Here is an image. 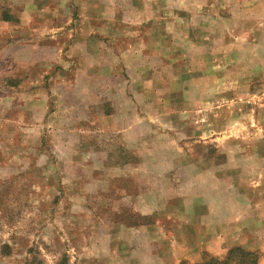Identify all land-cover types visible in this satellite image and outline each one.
Returning <instances> with one entry per match:
<instances>
[{
    "label": "rangeland",
    "instance_id": "1",
    "mask_svg": "<svg viewBox=\"0 0 264 264\" xmlns=\"http://www.w3.org/2000/svg\"><path fill=\"white\" fill-rule=\"evenodd\" d=\"M93 7L115 16L92 43L94 52L108 50L99 64L84 57L99 72L91 87L108 94L90 97L85 112L90 121L115 122L116 129L104 133L113 136L108 143L95 146L107 152L70 160L81 146H66L63 134L81 118L79 110L67 111V101L87 94L89 82L67 92L77 70L59 62L72 55L61 45L83 57L86 42L71 39L85 20L81 10ZM24 8L37 13V25L52 26L30 33L13 26ZM5 18L0 264H87L88 230L76 232L81 222L71 224L75 207L67 203L76 201V191H63L78 184L99 191L80 194L89 208L102 200L146 199L158 207L148 208L149 215L122 209L128 224L162 219L220 250L202 249L198 261L180 264L224 260L237 247L242 251L233 262L264 264V0H0V21ZM86 126L81 133L93 139V125Z\"/></svg>",
    "mask_w": 264,
    "mask_h": 264
},
{
    "label": "crops",
    "instance_id": "2",
    "mask_svg": "<svg viewBox=\"0 0 264 264\" xmlns=\"http://www.w3.org/2000/svg\"><path fill=\"white\" fill-rule=\"evenodd\" d=\"M41 11L42 10H40L38 13H40ZM108 12L111 15L108 16L107 14H102L97 9H94V7L92 9L84 8L81 10L82 14H80L79 16L82 17L83 15L85 17V20L82 21L83 24H81L80 21V23L78 24L80 25V28L76 34V37L71 39V41L78 43L86 42L85 45L81 46V49L85 47L83 57L79 56L80 53L78 56L75 55V47H72L69 44L61 45V47L65 50L72 51V55H70V52H67V57H61L62 59H60L59 62L64 64L67 63L68 65L72 66L74 65V68L77 70L74 79L75 83L71 86H67V92H73L74 86L76 87L78 84L77 82L81 80L89 82V88L86 92L87 94H81L82 96L79 100L77 99L78 101H76L75 99L72 101H67L69 109L67 111L71 113L77 112L79 110V117L81 118H75V121H71V123H69L65 128L67 129V132L63 134V144H65L66 146H74L75 144L81 146L77 147L76 152L72 154L73 156H71L70 160L76 159V156L79 154L86 156L92 154H101L100 150H102L103 152H107L101 149L100 146L98 148H96L95 146L100 143L101 145L104 143H108L109 141L107 139H111L113 138V136L103 137L104 133L107 132L108 134L113 135L112 133H114V130L116 129L115 122L109 120L103 122V119H101V122L96 123L95 120L90 121L89 114H86L85 112L88 111V108L93 105L92 99H89L90 97H94L97 100L98 97L108 96L106 92L102 91L100 86H97L98 88L91 87V82H96V80H98L97 75L99 74V72H97L98 69L96 65L89 64L86 59L95 58L96 64L98 65L99 63H97V61L99 60V58H101V55L108 51L103 50L102 53L101 51L94 52L92 44H95V42H99L98 34H100L101 31H104L101 30L103 27H107L106 24L104 25V23L107 22L106 19L115 16L113 10L109 9ZM36 14V12H28L26 8L19 10L18 16H15L17 18V21H14L15 23L13 26H17V28H24L28 33L32 31H40V29L44 27H47V29H49V26H52V24H47L46 21H44L45 25H37L38 22L34 19L36 17ZM0 23H4L5 25H7L6 23H8L9 25V20H7L6 18L1 19ZM85 25L86 28L84 27ZM12 41L11 46L14 47L17 43H19L18 41H20V38H14ZM90 43L92 45H90ZM26 47L28 49L40 48V46L31 44L26 45ZM87 51H91V56H84ZM71 56L76 57L72 58ZM78 65H81L83 67L78 68ZM75 93H77L76 88ZM76 105L78 106L75 107ZM101 112H103V110ZM111 114L112 116H114L116 114V111H112ZM68 122L69 121H67V123ZM88 124L93 125V139H86V136L83 134L84 132L81 133V131H85V129L89 128L86 126ZM118 127L120 130L127 129L126 126ZM72 130L76 131L74 132ZM93 141L97 144L94 145ZM86 142L90 146L91 144L93 146L88 147L89 145L86 144L87 147H84ZM110 155L111 154H109V156ZM97 158L99 159V157ZM105 159H107V156L105 157ZM70 189H75L76 191V201L73 203H70V201L67 202L75 207L73 209L75 210L76 222L75 224H71L77 225L78 221L81 222L76 226L77 233L78 229L83 230L85 228L88 230L83 245L86 249H88V251H85V253H88L85 254L88 257L86 260L87 264H180L185 259L189 261H198V259L201 258L202 249L213 250L214 248L216 251H220L218 248L213 247L210 241H206L203 239L198 241L197 239L192 240L190 238L191 236L188 227L187 231L185 232L183 229H179L174 225L168 226V224L162 219H156L154 222L151 221L148 223L140 222L138 224H128L125 217L123 215H120L123 213L121 212L122 209L127 210L128 207L133 206V208L142 215H149V212L147 211L148 208H150L153 213V211L158 207L157 204L155 206H149V203L146 202V199L144 198V200H139L135 203H125L124 201H122V199L119 201H96V203L94 204V208H98L99 210L95 212L94 208H92L93 206L90 208L89 206H86L84 201H82L83 199L80 194L84 192H99L98 190L95 189L94 191V189L87 188V186L78 184L77 186L75 185L74 187L71 186L70 188H66V190L64 189L63 191L66 195L71 194L72 196L73 192ZM72 199L73 198H71V201ZM65 200H67V198ZM84 209L93 210V214L91 213V215L93 216L85 218V212H83ZM105 210L107 211V213L112 210L114 212V215H112V217L110 218H104L102 216V213L100 214L99 212H105ZM97 212L99 214L98 217L96 215ZM174 221L175 220L173 219V223ZM88 222L89 224H87ZM77 233H75L76 240L78 237ZM222 239L223 237H221L220 241ZM224 242L225 246H227L228 241L226 238Z\"/></svg>",
    "mask_w": 264,
    "mask_h": 264
},
{
    "label": "trees",
    "instance_id": "3",
    "mask_svg": "<svg viewBox=\"0 0 264 264\" xmlns=\"http://www.w3.org/2000/svg\"><path fill=\"white\" fill-rule=\"evenodd\" d=\"M242 251V248L240 247H237L235 249H232L230 251V253L228 254L227 258L224 259V260H219V259H216V258H211V260H205V261H202L200 263H197V264H241V263H237V262H233L232 260V257L238 253V252H241ZM248 256H251L252 255V252H248L246 253ZM182 264H187V263H182ZM248 264H254L253 263V260H250Z\"/></svg>",
    "mask_w": 264,
    "mask_h": 264
}]
</instances>
